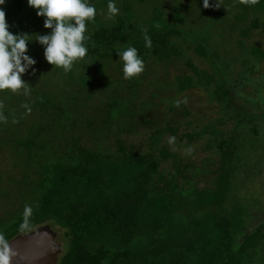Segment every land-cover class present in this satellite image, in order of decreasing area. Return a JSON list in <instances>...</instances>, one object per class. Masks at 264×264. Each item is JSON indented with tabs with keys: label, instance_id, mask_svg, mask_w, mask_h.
<instances>
[{
	"label": "trees",
	"instance_id": "trees-1",
	"mask_svg": "<svg viewBox=\"0 0 264 264\" xmlns=\"http://www.w3.org/2000/svg\"><path fill=\"white\" fill-rule=\"evenodd\" d=\"M164 1L171 0H114L118 13L109 19V0H85L97 10L86 22L88 53L68 72L48 64L38 42L28 45L36 64L22 79L30 91L0 90V158L6 163L0 165V234L8 243L50 226L66 238L57 264H264V201L257 195L256 201L242 197L239 183L242 163H253L259 150L242 134L249 131L258 140L263 135L253 126L257 116L248 104L234 101L240 87L236 65L252 74L262 70L264 48L245 41L264 32L260 17L246 25L253 14L264 13V0H223L221 9L204 8L211 16L190 29L181 26L188 23L184 10L194 7L173 0L170 17ZM0 7L12 34L51 32L27 0H5ZM223 24L230 38L238 35L239 57L229 58L215 43L224 37ZM145 34L151 48L145 47ZM127 47L137 48L144 61V71L132 79L123 78L116 52ZM191 50L210 69L195 65ZM183 58L191 73L174 77L171 84L165 74L159 82L148 79L154 73H148L151 61L161 65ZM153 85L175 88L173 101L160 91L146 96ZM98 89L104 100L94 110L91 92ZM193 89L206 93L217 117L201 130L188 123L192 132L180 140L192 147L210 137L205 150L215 154L213 169L186 161L165 143L167 135L178 136L181 121L158 127L159 121L147 119L160 97L171 113L182 109L179 116L191 117L178 97ZM220 120L234 124L233 129L216 127ZM139 122L157 126L147 148L125 139L137 133ZM168 162L173 172L164 167ZM200 175H211L212 185L195 186ZM26 206L32 214L21 230Z\"/></svg>",
	"mask_w": 264,
	"mask_h": 264
},
{
	"label": "rangeland",
	"instance_id": "rangeland-1",
	"mask_svg": "<svg viewBox=\"0 0 264 264\" xmlns=\"http://www.w3.org/2000/svg\"><path fill=\"white\" fill-rule=\"evenodd\" d=\"M223 0H218V4L222 5ZM185 5H191L194 8H190L187 10H184L186 13V16L188 17V23L185 25H182L181 28L184 29H190L194 28V26L199 25L204 18L210 17V12L204 11L203 3H197L195 0H183ZM216 0H210V9L212 11L221 9L220 7H215ZM163 8L165 9L167 15L172 17L173 12V0L166 3L165 1L162 3ZM206 9V8H205ZM197 11V12H196ZM198 12H200L198 14ZM203 16V19L201 18ZM254 17H260L264 21V13L260 15L253 14L251 16V20L246 23V25L250 24L252 22V19ZM228 22H232V19L227 16ZM227 22V21H226ZM219 26L222 30H220L222 37L221 41L215 40V43H218V47L223 48V51L228 53V57H239V54L241 53V48L237 45L238 41V35L234 36L233 38H230L227 34L229 33L226 29V26ZM40 33V32H39ZM38 34V32L36 33ZM246 45L249 46L250 44H254L255 46H262L264 48V32H254L252 36L245 41ZM187 50V48H186ZM188 54L192 57L193 62L195 65L201 67L202 69H210V65L208 61L204 58H200L197 56L194 51H188ZM150 62V61H149ZM151 65H149L148 73L154 72L153 75H149V80H155L156 82H159L161 79V74H165L168 76L166 78L165 82L168 84H171L174 82V77L180 76L183 73H191V71L188 69L186 65V59H181V61L175 60L169 64L164 63L161 64L162 67H160V63L158 61H151ZM165 67V69H164ZM238 67V68H237ZM240 64L238 63L236 65L237 74H236V82L237 85L239 84L240 87H237L236 89L238 92L235 93L236 97H242L238 100L235 99L236 103L239 105H243L244 103L248 104V111L252 113V116H257L255 121L253 122V126H256L258 128V131L263 135L262 138L259 140L253 136L249 131L242 134L244 136L247 135L248 139L245 141H252L250 144H253L254 146L258 147V157L255 158V160L250 162L249 159L248 162L247 159L244 160L242 163V181H239L240 185L243 187L245 191H243L242 197H245L246 194L247 198L253 201L255 200V195H257L261 200L264 201V63H262V70H258L256 74H252L251 72H248L249 70L247 68H241ZM44 71H47L46 69H43ZM252 74V76H251ZM32 77L34 78L36 74L32 73ZM116 78H119L120 75L115 72ZM147 85V83H145ZM158 86H151L150 89L145 93L146 96H149L151 93H156V91H160V95L162 98L166 100H172L176 96V89L171 88L168 89H162L160 90L157 88ZM99 89L93 90L91 92L93 101L90 102V105L94 106V110L96 107L99 106L100 100H104V96ZM160 97V98H161ZM147 98V97H143ZM158 99L154 107V112L148 116V120L153 121H159L158 127H164L165 123L167 121H181V131L179 132L178 136L172 137L167 135L165 138V143L168 144L173 151L179 152V154L186 159V161H196L198 166H202L203 162L212 165L210 169L215 168L213 166L214 160H215V154L213 152H209L208 150H205V146L207 145V141L210 137H206L203 139L198 140L196 143L193 144L192 147L188 146L187 142H182L180 140V137L182 134L186 132H192L193 127H188V123H193L195 126L198 127V130H201L206 124H210L211 122L215 120L217 116L214 115L215 108L217 107H210L206 104L207 102V95L206 93L201 89H193L192 91H188L181 97H178V101L182 102L184 105H186L190 111L191 114H193L191 117H185V116H179V114L183 111L182 109L176 110L178 113H171L169 110H167V104L164 102H161V99ZM244 98V100H243ZM248 102H247V101ZM173 101V100H172ZM88 105V104H87ZM78 109H84L82 106H78ZM233 112V111H231ZM85 113H88V110L85 109ZM228 118V116H227ZM165 120V122H164ZM225 120H220L219 123H215L216 127L220 129H224L225 127L231 131L233 129L234 124L228 123L224 125ZM157 126H153V128L147 127L142 125L141 122L137 124L136 131L137 133L133 136L125 135V139L128 142H133L137 144H142L145 146V148L148 147L150 137L154 133ZM226 129V130H227ZM225 132V135H230L229 131H222ZM212 139V138H211ZM240 142H243L244 139L240 138ZM112 144H114V140L112 141ZM249 144V143H248ZM246 153H252V156L255 157L253 150L247 148ZM253 157V159H254ZM4 160V159H3ZM2 158H0V165L4 163L2 161ZM252 164V165H251ZM6 163H4V166ZM164 167L168 171L173 172V167L170 162L166 163ZM4 170H9L8 168L1 167ZM195 186L199 187L200 189L205 188L206 186L212 185V177L211 175H200L196 180H194ZM253 197V198H251ZM264 216V213L262 214ZM54 231L58 234V241L63 245H65L66 238L64 237V233L59 228H54ZM64 247V246H63Z\"/></svg>",
	"mask_w": 264,
	"mask_h": 264
},
{
	"label": "clouds",
	"instance_id": "clouds-1",
	"mask_svg": "<svg viewBox=\"0 0 264 264\" xmlns=\"http://www.w3.org/2000/svg\"><path fill=\"white\" fill-rule=\"evenodd\" d=\"M5 0H0V6ZM27 4L37 10V16L44 18V27L51 32L46 35H29L27 33L12 34L6 22V13L0 7V90L17 92L21 89L27 94L30 89L22 79L36 60L28 54V45L38 42L44 47V57L48 64L56 68H63L65 72L71 71L78 60H82L88 53L85 41L86 22L94 20L97 10L94 5L85 0H27ZM203 7H210V0H203ZM215 7H220L216 0ZM118 13L114 0L108 2V18ZM146 48H151L152 40L144 35ZM119 61L123 62V78L132 79L144 71V61L135 47H127L116 51ZM33 74L34 69H33ZM32 214L31 206L24 209V220L21 230L28 228L29 218ZM0 264H10V248L8 242L0 234Z\"/></svg>",
	"mask_w": 264,
	"mask_h": 264
},
{
	"label": "water",
	"instance_id": "water-1",
	"mask_svg": "<svg viewBox=\"0 0 264 264\" xmlns=\"http://www.w3.org/2000/svg\"><path fill=\"white\" fill-rule=\"evenodd\" d=\"M10 264H57L63 254L58 234L50 227H40L8 243Z\"/></svg>",
	"mask_w": 264,
	"mask_h": 264
},
{
	"label": "flooded vegetation",
	"instance_id": "flooded-vegetation-1",
	"mask_svg": "<svg viewBox=\"0 0 264 264\" xmlns=\"http://www.w3.org/2000/svg\"><path fill=\"white\" fill-rule=\"evenodd\" d=\"M239 98H242V97H238V99H239ZM238 99H236V100H238ZM243 100H244V98H243ZM234 101H235V99H234ZM246 101H247V100H246ZM235 103H236V101H235ZM236 104H237V103H236ZM229 111L231 112L232 109H230Z\"/></svg>",
	"mask_w": 264,
	"mask_h": 264
}]
</instances>
